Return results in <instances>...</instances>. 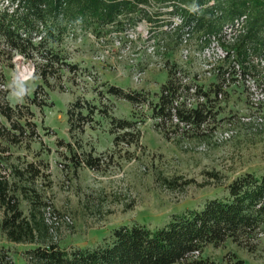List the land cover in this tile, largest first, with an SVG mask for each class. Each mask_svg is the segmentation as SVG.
Here are the masks:
<instances>
[{"label": "rangeland", "instance_id": "rangeland-1", "mask_svg": "<svg viewBox=\"0 0 264 264\" xmlns=\"http://www.w3.org/2000/svg\"><path fill=\"white\" fill-rule=\"evenodd\" d=\"M146 9L153 14L160 7L153 0ZM161 22H146L127 35L102 40L81 34L79 40L56 47L74 68L54 64L46 80L34 74V61L16 55L4 63L7 99L20 106L21 123H27L23 142L9 148L10 163L27 167L23 185L35 197V212L50 227V239L61 248L98 247L121 226L155 229L173 215L199 210L204 202L223 197L226 185L235 178L264 173V73L234 76L206 124L167 137L156 129L149 109L106 93L113 85L156 101L167 72L154 65L147 52L149 41L154 39L155 51L174 63L179 62L180 49L175 34L162 32ZM198 34L187 37L190 56L182 64L192 74H200L197 83L207 89L216 80L201 75ZM134 68L141 73L139 79ZM76 99L86 108L95 105L102 110L91 115L92 122L81 134H71L67 122L66 112ZM109 115L134 122L138 131L134 143L113 145ZM0 121L9 128L4 118ZM228 130L231 137L222 140L220 135ZM73 152L78 159L82 153L99 159L97 167L78 166ZM18 199L27 215L29 200L20 194ZM258 239L247 246L227 241L207 247L202 257L208 264H226L232 257L244 264H264V235ZM2 247L14 264H27L25 252L36 245L9 242L0 231Z\"/></svg>", "mask_w": 264, "mask_h": 264}, {"label": "trees", "instance_id": "trees-1", "mask_svg": "<svg viewBox=\"0 0 264 264\" xmlns=\"http://www.w3.org/2000/svg\"><path fill=\"white\" fill-rule=\"evenodd\" d=\"M7 1L0 9V118L9 125L6 128L0 121V231L9 242L36 245L25 252L27 264H208L202 257L207 247H220L227 241L247 246L264 235V173H248L228 183L223 197L204 202L199 210L173 215L155 229L138 224L121 226L98 247H59L49 237L50 227L35 212V197L23 185L27 167L21 169L10 163L9 148L23 142L27 123H21L20 106L10 105L7 99L9 89L3 74L4 63L19 55L34 61V74L46 80L54 64L68 70L74 68L56 47L77 41L86 33L100 40L127 35L135 31L141 20L157 25L163 15L167 16L163 26L169 24L170 16L182 18L179 27L163 33L175 34L180 44L184 34L192 37L198 32L202 49L210 35H217L224 26L245 16L246 30L230 46L235 52L233 57L227 55L215 68L216 83L207 89L198 85V74L165 56L167 78L155 102L138 91L125 92L113 85L106 88L109 96L149 109L156 129L165 137L179 130H199L214 116L212 111L224 99L228 83L236 80L234 76L264 73V0H156L160 10L153 14L146 9L148 0ZM168 7L171 11L161 13L162 8ZM30 102L35 104V98L31 97ZM94 106L86 108L80 99L72 103L66 112L71 134H81L92 122L91 115L102 112ZM107 120L114 146L136 141L134 135L138 131H134L133 121L110 115ZM72 154L78 166L84 163L92 169L97 167L99 159L85 153L78 159ZM19 194L29 200L27 215L19 208ZM195 251L199 254L196 258ZM0 264H14L3 247ZM226 264L244 262L232 257Z\"/></svg>", "mask_w": 264, "mask_h": 264}, {"label": "built area", "instance_id": "built-area-1", "mask_svg": "<svg viewBox=\"0 0 264 264\" xmlns=\"http://www.w3.org/2000/svg\"><path fill=\"white\" fill-rule=\"evenodd\" d=\"M4 1V4L0 3V9L4 7V5L7 4V0ZM153 0H148V3H151ZM166 11H171V8H164ZM245 16L240 17L239 19L234 20V22L226 25L223 27L220 33L217 35L212 34L208 37L209 41L206 45L202 47V49L199 51L200 57H202L203 62L201 64L202 73L203 76H212L214 77L216 74V67L223 62V60L226 58L227 55L233 57L234 55V49L230 48L235 41L237 40L238 36L245 32V23H246ZM169 24L164 25V30L173 31L176 27H179L182 24V18L179 15H173L168 18ZM146 24L145 20H141L140 23H138L137 26ZM137 26L135 29H137ZM188 35L184 34L181 39L180 43V49H179V62H177L180 65H183V61L188 59L190 56V51L188 47L186 46ZM68 39H71L70 37ZM204 39V38H203ZM79 40V39H78ZM201 42V41H199ZM223 44L228 45L222 46ZM154 39H150L147 52L153 57L154 59V65L159 69H165V62L166 59L164 58L163 54H158L154 49ZM264 65V62L261 63ZM135 73V78L139 79V76L141 75L140 72L136 71V68L133 69ZM138 70V69H137ZM200 74H198V77ZM236 77L240 78V75H236ZM248 77V76H246ZM191 93H193V90H190ZM220 97V96H219ZM231 131H224L220 138L222 140H227L231 137ZM65 222H70L69 217H64ZM198 252L195 251L193 253V256L196 258L198 256Z\"/></svg>", "mask_w": 264, "mask_h": 264}, {"label": "clouds", "instance_id": "clouds-1", "mask_svg": "<svg viewBox=\"0 0 264 264\" xmlns=\"http://www.w3.org/2000/svg\"><path fill=\"white\" fill-rule=\"evenodd\" d=\"M18 95H20V94H18Z\"/></svg>", "mask_w": 264, "mask_h": 264}]
</instances>
